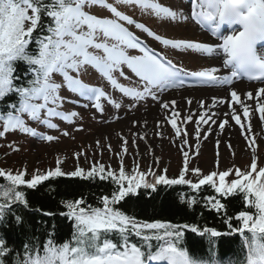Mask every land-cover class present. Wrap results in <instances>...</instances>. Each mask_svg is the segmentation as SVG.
I'll use <instances>...</instances> for the list:
<instances>
[{"label":"snow or ice","instance_id":"1","mask_svg":"<svg viewBox=\"0 0 264 264\" xmlns=\"http://www.w3.org/2000/svg\"><path fill=\"white\" fill-rule=\"evenodd\" d=\"M117 5L138 6L161 19H188L183 12L173 11L157 0H115V3L107 0H0V137L9 131L19 130L33 137L54 140L55 137L43 135L27 126L23 115L27 114L32 121H38L51 129L57 128L51 122V117L71 122L78 115L76 112L65 114L57 111L67 99L59 95L62 87L93 101V106L102 112L101 99L106 93L101 88L83 83L79 78L86 66L96 69L113 88L131 97L134 102L146 97L158 100L157 92L182 87L188 79L200 84L222 86L232 85L234 80L244 78L264 85V0H190L191 18L202 28H208L212 36L221 41L214 46L162 38L119 10ZM92 6L106 9L110 17L101 18L85 10ZM121 22L134 25L149 37L173 49L193 50L209 56L215 52L217 57L222 53V66L230 72L228 75H217V67L188 71L177 66L172 60L146 46ZM128 49H136L140 54L130 55ZM19 66H23V72L19 71ZM124 66L143 82L142 90L118 83L113 73L119 72L120 76L127 79ZM56 75L62 77L61 82L55 80ZM10 97L14 99L5 102ZM230 97L234 104L241 107L244 119L250 120V106L242 101L241 95L232 90ZM246 97L248 100H256L255 112L264 121V100L260 99L264 98V86H259L255 93L248 91ZM108 102L116 109L121 107L120 103L110 97ZM191 102L188 101L189 104ZM217 102V98H213V106ZM161 103L165 109L170 104L175 105V101ZM200 104L203 108V102ZM229 108L230 113L225 115L239 125L242 132H251V124L248 123L245 128L236 108L231 103ZM179 116V112L173 111L168 121L177 136L181 135V128L177 126ZM210 119L212 117L204 113L195 121L198 126L197 137L200 135L199 124H206ZM192 121L190 114L186 122ZM228 123L229 120L225 119L219 128L223 130ZM184 143L187 144L186 139ZM124 144V152L127 153L126 140ZM59 164L57 160L58 166L54 170L46 174L37 171L30 179L25 178L26 170L16 174L0 170V179L5 181L0 184V222L12 205L18 203L28 206L25 191L20 190L22 187L35 189L52 177L67 175L91 180L99 177L102 181H110L114 187L110 195L97 198L100 206L88 204L83 197L64 201L63 206L67 212L62 214L74 221L71 238L57 243L55 234L49 233L42 244L26 243L23 255L16 253L14 264H264V167L258 169L255 155L247 171L239 168L212 171L196 183L185 178L189 171L187 152L184 153L179 178L173 179L167 178L165 174L152 173L151 170L146 174L139 171L138 165L133 168L132 174H127L122 162L118 175L106 171L103 164H94L88 171L77 166L70 173L63 172ZM164 171L166 173L167 170ZM192 172L200 175L199 168L192 169ZM146 175H151L152 180H147ZM232 175L235 178L229 181L227 178ZM157 185H188L193 190L209 185L222 197L239 192L247 208L239 211L235 217L227 216L224 223L228 232L221 233L210 227L201 229L196 225L159 220L140 221L115 207L130 194H136L138 189L155 191ZM205 201V207L210 205L217 213L225 209V204L216 197L208 196ZM185 202L191 206L197 200L192 197ZM233 219L238 222L235 226L231 222ZM15 220L23 222L18 215ZM183 229H189L202 237L208 234L210 238L238 233L241 237V251L246 249V255L229 257L226 262L216 259L214 255L207 258L193 256L187 247L182 246ZM13 251L0 238V264H5L4 257Z\"/></svg>","mask_w":264,"mask_h":264},{"label":"rangeland","instance_id":"2","mask_svg":"<svg viewBox=\"0 0 264 264\" xmlns=\"http://www.w3.org/2000/svg\"><path fill=\"white\" fill-rule=\"evenodd\" d=\"M183 6L180 4L179 7H175V10L187 16ZM177 20V23L171 19L165 21L167 27L163 28V33L173 37H192L190 33L185 32L192 28L190 26L185 29L189 26L187 20L182 18ZM209 59L210 56L202 53H191L187 56V61L190 62L189 67L196 70L209 68L210 64L207 62ZM90 73V69L85 67L80 75L94 81L95 77ZM128 78L130 79V75ZM60 94L61 97L67 98L62 106L78 110L76 121L69 125H62L56 131L45 129L55 137L52 141L37 137L27 138L19 133H7L5 137H0V143L3 144L0 147V161L6 170L17 171L16 167H21L20 171L27 172L25 178L30 179L37 171L40 174L48 172L57 165V160L60 161L61 170L66 173L75 171L77 166L88 169L94 164H103L109 170H116L120 168L122 162L124 168L130 171L138 165L143 172L151 168V170H160L167 176H176L185 152L188 153L189 165L199 168L201 175H205L214 168L216 170L238 167L246 169L248 163L252 162L253 155L257 157L259 164H264V140L248 145V139L251 140L250 135L246 136L247 139L236 135L237 139L234 141L220 144L215 137L204 139L205 136L201 131L197 137L196 124L190 125L187 131L184 126H178L181 128L180 136L176 135L175 129L170 124L165 131L153 129L143 136L134 132L139 117L150 115V109L160 105L159 100L162 97L160 92H157L158 100L146 97L138 102L120 95L115 101L121 104L119 109L107 100L103 103L102 112L89 105L87 107L70 106V94L64 91ZM183 118L186 122V117ZM185 139L187 144L184 143ZM125 140L127 153L124 152ZM13 146H18L20 149L14 151ZM78 153L80 155L77 158ZM36 241L39 242V240Z\"/></svg>","mask_w":264,"mask_h":264},{"label":"trees","instance_id":"3","mask_svg":"<svg viewBox=\"0 0 264 264\" xmlns=\"http://www.w3.org/2000/svg\"><path fill=\"white\" fill-rule=\"evenodd\" d=\"M19 71H24L23 66H19ZM3 183L5 181L0 179V184ZM113 187L110 181H102L99 177L91 180L67 175L49 178L35 189L22 187L20 190L25 191L28 206L17 203L12 205L10 210H6L5 218L0 222V234L7 244L17 251L21 248L24 250V245L30 243L37 235L42 238L54 233L55 240H64L72 232L73 221L62 214L67 212L63 202L83 197L88 204L100 206L97 198L105 194L110 195ZM208 196L220 199L225 204V209L217 213L210 205L205 207V198ZM192 197H195L197 203L190 206L185 200ZM115 207L141 220L196 225L201 229L210 227L220 232L228 229L224 223L227 216L235 217L239 211L247 208L239 192L222 197L206 185L199 190H193L186 185H157L155 191L141 188ZM17 215L22 217V223L15 220ZM231 222L234 226L238 223L235 219ZM182 246L187 247L190 254L196 257L213 251H217L220 256H237L241 253V242L236 234L222 235L214 239L208 234L202 237L185 231Z\"/></svg>","mask_w":264,"mask_h":264},{"label":"bare ground","instance_id":"4","mask_svg":"<svg viewBox=\"0 0 264 264\" xmlns=\"http://www.w3.org/2000/svg\"><path fill=\"white\" fill-rule=\"evenodd\" d=\"M209 37H212L210 33ZM215 44V43H213ZM221 56V55H220ZM220 56L216 59L213 58L210 60L212 67H217L219 69V74L221 72L228 73L229 69L223 68L222 63L223 59H220ZM228 75V74H227ZM258 82L255 83H244L243 81H235L232 85L228 86H219V87H210V88H186L187 91L176 92V90L170 89L168 94L163 96L161 102H170L175 101L177 106L171 105L169 108L165 109L162 107V104L159 106L152 107L150 109V115H145L139 117L138 122L136 121V127H134V132H137L140 136L146 135L151 132V130L158 129L165 131L169 124V119L171 112L180 111L183 117H187L191 114L192 109H194V114H191L193 117L192 122L186 123L184 118L181 116L177 119V125L184 126L185 131L190 128V125L196 124L195 121L200 118V115L207 113L208 116H212V119L208 123L201 122L199 124L203 132L206 130L208 133L207 137H215L216 141L220 144L225 142H231L237 139V136H241L238 126L235 125L229 116H226L225 113H230L231 109L229 108V103L232 104V107H235L238 114L241 115V120L244 118L241 114V108L239 105L234 104L230 99V92L232 90L237 91L241 95L242 101L250 106V124L253 127V133L256 137V141L264 140V130L261 129V121L259 116L255 114L254 108L256 107V100H248L246 93L248 91H253L255 93L258 90ZM194 90L193 92H189ZM213 98H217V103L213 106ZM264 100V98H260ZM191 100V104L188 101ZM220 100H224V103H219ZM200 102H203L204 107L201 108ZM225 119L229 120V123L225 126L223 130L219 128V124ZM213 120L215 123H213ZM139 123V124H138ZM244 123V121H243ZM245 124V123H244ZM197 125V124H196ZM198 127V126H197ZM237 135V136H236ZM152 141V139H150Z\"/></svg>","mask_w":264,"mask_h":264}]
</instances>
